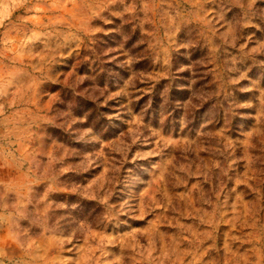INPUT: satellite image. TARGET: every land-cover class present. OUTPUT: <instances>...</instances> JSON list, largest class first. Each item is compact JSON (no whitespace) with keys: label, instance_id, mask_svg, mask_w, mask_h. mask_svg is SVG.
<instances>
[{"label":"rangeland","instance_id":"1","mask_svg":"<svg viewBox=\"0 0 264 264\" xmlns=\"http://www.w3.org/2000/svg\"><path fill=\"white\" fill-rule=\"evenodd\" d=\"M0 264H264V0H0Z\"/></svg>","mask_w":264,"mask_h":264}]
</instances>
